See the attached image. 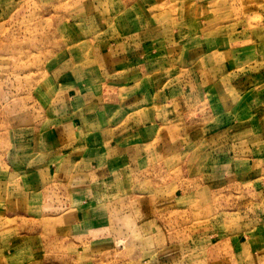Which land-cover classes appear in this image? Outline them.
Masks as SVG:
<instances>
[{
    "label": "rangeland",
    "instance_id": "1",
    "mask_svg": "<svg viewBox=\"0 0 264 264\" xmlns=\"http://www.w3.org/2000/svg\"><path fill=\"white\" fill-rule=\"evenodd\" d=\"M120 94L158 125L136 176L110 163L91 203L49 178L57 127L89 109L94 143ZM81 146L68 167L86 184ZM261 249L264 0H0V264H264Z\"/></svg>",
    "mask_w": 264,
    "mask_h": 264
},
{
    "label": "crops",
    "instance_id": "2",
    "mask_svg": "<svg viewBox=\"0 0 264 264\" xmlns=\"http://www.w3.org/2000/svg\"><path fill=\"white\" fill-rule=\"evenodd\" d=\"M168 53L170 54V51H168ZM115 66V65H114ZM90 91L88 92H82L81 94H79V97L77 96L76 99H81L83 103H85L87 106H89V103L86 102H91V99L93 97H95V94H89ZM94 93V92H93ZM145 94H143V101L142 104L144 102H146V98H145ZM187 95V94H185ZM118 98H120V103L118 104V106H113L110 107L108 109H104L105 112L104 113H109L111 112V117L110 120L112 123V125H110L111 122H109V126L107 125H103L106 129L102 130L101 133H98L96 131V133H94V135L96 136V141H94V143H90V141H88V139H84V140H79L81 137L84 136L83 133H85V131L82 129V125L83 123H85V127L86 128V133L87 136H92V133L90 132L91 130L89 129V126L93 125V122H100V120H98L97 118V114L95 117L90 116L91 112L89 109L84 110V114L82 116H78L77 119L79 120L80 118H87V121H80L77 124H74L72 128H70L69 125H63L61 127V125H59L57 127L58 132H57V138L60 142V146H59V150L60 153L65 152V155H62L64 158L62 159V161L60 162L59 165H61L59 167V171H60V176H58L57 174H52L49 176V178H53L54 179V184H56V186H59L60 184H68V187L71 189L72 192H85L88 193L87 198L86 196L82 197L83 199H91V203L94 202L93 197H91L89 194L93 193L95 191V189H97L98 187L103 185L102 182V178L104 177V175L107 174V167L110 163L112 162H119L124 165L123 169H122V180H124L125 178H133V176H136L135 173H130V175H125L127 173V169H129V165L133 162V160L136 159V155L139 157L137 158L134 163H137L136 161L139 159V164L141 163L142 165V152H138V150H143L141 147L144 144H147L150 141V137H142L143 132H147L148 130L154 129V126H157L158 124H156V122L153 123H149L148 122V117L145 112H140L141 110H143L142 108V104L136 102V106L134 108H129L126 106V101L125 98L124 100L121 101V99L123 98V96H127V94H123V96L117 95ZM67 99H65L64 94H61L57 97V101L58 102V106H63L66 104L68 97H66ZM89 99V100H88ZM86 100V101H84ZM86 105H84L86 107ZM96 106V105H95ZM111 109V110H110ZM110 110V111H107ZM139 113V114H138ZM93 116L95 115V111L92 114ZM132 115V117L129 116ZM151 117V116H150ZM132 118L134 124L132 126H128V123H126V121L130 120ZM91 119H93L91 121ZM130 122V121H129ZM137 123V125H135ZM146 126H148V128H146ZM70 128V130L72 131L71 133H67L68 129ZM137 133L139 136L133 137V134ZM99 136V137H97ZM135 138V139H134ZM139 139V140H138ZM141 139H143V143L140 144V149H138V144L137 142L140 141ZM137 141V142H136ZM71 143H73L72 147H71ZM85 144L87 145V147L83 148L84 150H88L90 152V157L88 159H93L94 162L91 164H86L87 165V169H86V173L81 175L83 177H89L90 181L86 182V184L84 185L83 183L79 182V177H77V174L75 173L71 168L68 167V163H73L75 162V160L77 161H81V156L78 158L77 156L75 157V155H77L75 153L76 151V146L77 145H82L85 146ZM92 144V148L89 147V145ZM99 147H98V146ZM69 146V147H66ZM82 146L78 147L77 150H82ZM67 154V155H66ZM79 156V155H78ZM134 156V157H132ZM132 157V158H131ZM88 161V160H87ZM132 163V164H134ZM67 167V168H66ZM128 167V168H127ZM127 170V171H126ZM110 176L115 175L113 174L111 171L109 172ZM80 175V174H78ZM47 176L43 175L42 178L46 179ZM77 177V178H76ZM67 188V186H66ZM28 191V190H27ZM22 192L26 193V190H23ZM75 198V197H74ZM73 198V199H74ZM76 199L79 200V197L76 196ZM23 198H19L17 199L18 202H23ZM12 203H14L12 201ZM8 204L11 205V202H7L6 205L8 206ZM15 204V203H14ZM12 210L14 211V209L17 210V207H14L11 205ZM89 214V213H88ZM92 216H94V218L92 219ZM92 216L90 215H86L84 217H79V215L76 217V219L78 220L75 223H79V221L88 219L91 220L88 223L92 222V220H95V214L93 213ZM16 216H13L11 219H13ZM64 218V217H63ZM10 219V218H8ZM63 225L69 226L72 223V218L71 216H67L66 218H64L62 220ZM69 228V227H68ZM72 228V227H70ZM260 252L263 253L264 255V250L261 249ZM253 264H257L256 262H253Z\"/></svg>",
    "mask_w": 264,
    "mask_h": 264
}]
</instances>
